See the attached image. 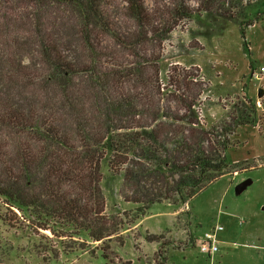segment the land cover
Listing matches in <instances>:
<instances>
[{"label": "trees", "instance_id": "1", "mask_svg": "<svg viewBox=\"0 0 264 264\" xmlns=\"http://www.w3.org/2000/svg\"><path fill=\"white\" fill-rule=\"evenodd\" d=\"M124 1L133 28L123 31L108 0H0V42L15 27L30 34L0 44V125L26 136L0 169V195L20 210L64 218L92 240L117 231L106 214L104 180L123 178L120 196L140 206L137 219L154 203L182 204L235 168L226 156L229 135L259 121L250 99L229 122L210 126L191 95H172L181 112L162 105L168 88L155 52L182 20L195 19L207 37L234 22L245 37L264 19V0H194L196 7L172 0L157 17L144 0ZM67 37L80 48L63 47ZM109 38L119 50L103 51ZM118 51L133 59L120 60ZM27 54L38 60L33 73L22 69ZM12 78L39 92L28 94Z\"/></svg>", "mask_w": 264, "mask_h": 264}, {"label": "rangeland", "instance_id": "2", "mask_svg": "<svg viewBox=\"0 0 264 264\" xmlns=\"http://www.w3.org/2000/svg\"><path fill=\"white\" fill-rule=\"evenodd\" d=\"M108 1V10L119 27L131 30L133 22L125 14V1ZM144 1L157 17L168 14L172 0ZM189 2L197 6L196 1ZM202 30L195 19L182 20L156 48L155 54L161 57L160 79L168 88L162 105L181 112V105L170 100L172 95H191L202 123L210 126L229 122L241 101L252 100L257 125L239 126L229 135L232 147L226 156L230 163H237L235 168L191 200L154 203L138 219L140 206L120 196L123 178L104 180L106 214L118 223L117 231L104 240H92L87 231L64 218L32 208L20 210L0 195V264H264V19L247 27L245 37L234 22L227 23L222 35L207 37L200 34ZM26 34L30 35L25 28L15 27L12 34H2L0 44ZM65 42L63 47L74 44L80 48L75 37H67ZM103 46V51L120 49L112 38ZM82 57H87L86 51ZM118 57L124 62L133 59L126 51H118ZM23 62L22 69L32 73L38 64L31 54L24 56ZM12 79L28 94L39 92L22 85L20 78ZM8 85L5 82L4 90H10ZM25 140L26 136H16L0 125V169L12 157L13 148ZM247 179L249 184L237 192L236 186ZM35 191L41 194L42 189L37 186ZM216 224L224 227L219 250L204 253L201 239Z\"/></svg>", "mask_w": 264, "mask_h": 264}, {"label": "built area", "instance_id": "3", "mask_svg": "<svg viewBox=\"0 0 264 264\" xmlns=\"http://www.w3.org/2000/svg\"><path fill=\"white\" fill-rule=\"evenodd\" d=\"M262 70L264 71V67ZM261 73L257 74V79L261 78ZM223 229V225L216 224L210 230L206 231L201 239L200 250L208 254L217 252L219 250V234Z\"/></svg>", "mask_w": 264, "mask_h": 264}, {"label": "water", "instance_id": "4", "mask_svg": "<svg viewBox=\"0 0 264 264\" xmlns=\"http://www.w3.org/2000/svg\"><path fill=\"white\" fill-rule=\"evenodd\" d=\"M258 95H259V97H261V96L263 95V90H260V91L258 92ZM249 182H250V180L247 179V180H245V181L239 183V184L236 186V191H237V192H241V191H243V190L245 189V187L249 184Z\"/></svg>", "mask_w": 264, "mask_h": 264}]
</instances>
